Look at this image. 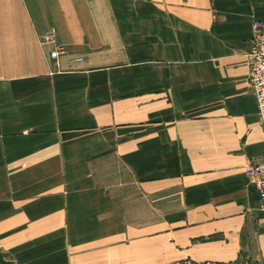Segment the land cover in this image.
Listing matches in <instances>:
<instances>
[{"label":"crops","instance_id":"1","mask_svg":"<svg viewBox=\"0 0 264 264\" xmlns=\"http://www.w3.org/2000/svg\"><path fill=\"white\" fill-rule=\"evenodd\" d=\"M254 20L264 0H0V244L264 264Z\"/></svg>","mask_w":264,"mask_h":264},{"label":"built area","instance_id":"2","mask_svg":"<svg viewBox=\"0 0 264 264\" xmlns=\"http://www.w3.org/2000/svg\"><path fill=\"white\" fill-rule=\"evenodd\" d=\"M251 28L249 48L245 53L247 79L255 101L259 125L264 133V21H252ZM45 37L47 38L49 35ZM63 52V47H56L49 52V58L55 61L56 57ZM244 174L247 177L248 183L255 190L258 208L264 213V155L250 161L244 169ZM262 229L264 231V220L262 222ZM171 264H253V262L245 256L227 262L213 260L198 261L183 257L174 260Z\"/></svg>","mask_w":264,"mask_h":264},{"label":"rangeland","instance_id":"3","mask_svg":"<svg viewBox=\"0 0 264 264\" xmlns=\"http://www.w3.org/2000/svg\"><path fill=\"white\" fill-rule=\"evenodd\" d=\"M58 245L56 246V248ZM27 250L21 252H10L7 247L0 244V264H58L57 256L58 252L48 254L49 259L39 260L33 259L32 257L36 256L26 253ZM56 257V258H55ZM29 259V260H28Z\"/></svg>","mask_w":264,"mask_h":264}]
</instances>
